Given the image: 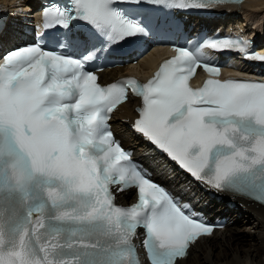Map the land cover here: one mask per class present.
<instances>
[{
    "label": "snow or ice",
    "instance_id": "obj_1",
    "mask_svg": "<svg viewBox=\"0 0 264 264\" xmlns=\"http://www.w3.org/2000/svg\"><path fill=\"white\" fill-rule=\"evenodd\" d=\"M123 2L187 10L219 0ZM119 3L69 0L46 9V18L64 30L62 51L37 43L2 56L0 264H140L132 243L139 227L151 264H177L200 237L212 234L210 225L147 178L107 129L109 114L129 90L142 98L137 132L209 189L264 204V80L214 78L217 66L176 47L146 83L129 78L101 86L87 70L104 51L95 38L111 43L148 32L146 21ZM76 21L89 31H74ZM249 44L237 37L206 47L247 55ZM254 58L264 61V55ZM199 65L209 78L192 88L189 79ZM112 185L138 189V202L117 206Z\"/></svg>",
    "mask_w": 264,
    "mask_h": 264
},
{
    "label": "bare ground",
    "instance_id": "obj_2",
    "mask_svg": "<svg viewBox=\"0 0 264 264\" xmlns=\"http://www.w3.org/2000/svg\"><path fill=\"white\" fill-rule=\"evenodd\" d=\"M20 2L21 5H34V0H6V3ZM220 20L214 24L226 30L240 28L255 31L264 28V0H246L242 5H225ZM221 13V12H220ZM220 24V25H218ZM253 25V27H252ZM162 52V51H159ZM156 54L145 57L137 65L115 67L104 70L102 80L109 82L118 76L140 71L149 66L155 67ZM141 67V68H140ZM138 99L131 98L114 112L112 124L122 144L134 148V155L145 162L155 173V178L168 183L185 199L192 200L198 209L211 216H226L227 226L215 230L213 235L201 237L189 250V255L177 264H264V206L251 199L231 193H223V202L211 199L207 189L203 191L197 184L178 171L176 163L166 155L156 152L154 146L132 127L136 116ZM123 203L130 204L137 198L131 189L120 193ZM226 200H231L229 205Z\"/></svg>",
    "mask_w": 264,
    "mask_h": 264
},
{
    "label": "rangeland",
    "instance_id": "obj_3",
    "mask_svg": "<svg viewBox=\"0 0 264 264\" xmlns=\"http://www.w3.org/2000/svg\"><path fill=\"white\" fill-rule=\"evenodd\" d=\"M252 27H253V25H252Z\"/></svg>",
    "mask_w": 264,
    "mask_h": 264
}]
</instances>
